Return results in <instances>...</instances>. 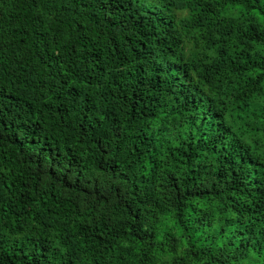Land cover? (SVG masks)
Here are the masks:
<instances>
[{"label":"trees","instance_id":"trees-1","mask_svg":"<svg viewBox=\"0 0 264 264\" xmlns=\"http://www.w3.org/2000/svg\"><path fill=\"white\" fill-rule=\"evenodd\" d=\"M0 264H264V0H0Z\"/></svg>","mask_w":264,"mask_h":264}]
</instances>
